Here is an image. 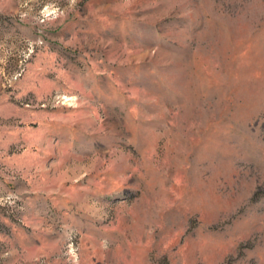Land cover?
<instances>
[{
    "label": "rangeland",
    "instance_id": "rangeland-1",
    "mask_svg": "<svg viewBox=\"0 0 264 264\" xmlns=\"http://www.w3.org/2000/svg\"><path fill=\"white\" fill-rule=\"evenodd\" d=\"M0 264H264V0H0Z\"/></svg>",
    "mask_w": 264,
    "mask_h": 264
}]
</instances>
